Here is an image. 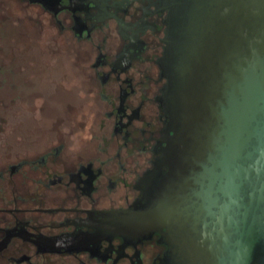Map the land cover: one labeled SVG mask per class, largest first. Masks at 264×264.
<instances>
[{
    "label": "water",
    "instance_id": "1",
    "mask_svg": "<svg viewBox=\"0 0 264 264\" xmlns=\"http://www.w3.org/2000/svg\"><path fill=\"white\" fill-rule=\"evenodd\" d=\"M18 4L94 40L105 102L74 169L0 171V264H264V0Z\"/></svg>",
    "mask_w": 264,
    "mask_h": 264
},
{
    "label": "flooded vegetation",
    "instance_id": "2",
    "mask_svg": "<svg viewBox=\"0 0 264 264\" xmlns=\"http://www.w3.org/2000/svg\"><path fill=\"white\" fill-rule=\"evenodd\" d=\"M0 14L4 21L13 22L16 17L14 24L26 30L27 41L18 52L20 60L6 66L0 63V90L14 85L1 76L7 69L19 74V89L0 98V171L22 159L51 152L52 145L66 138L69 148L57 159L56 169H74L77 151L81 150V158H88L90 132L97 129L105 102L99 100L98 82L91 80L92 67L79 65L94 63V40H84L79 48L72 30L59 31V25L52 23V13L42 11V5L19 8L18 0H0ZM64 19L68 26L74 21V17ZM42 46L53 60H34L32 51L41 52ZM58 51L66 60H58ZM59 64L63 69L61 82L49 72ZM32 68L37 73H31ZM27 172H31V165L13 173L14 181L22 183ZM0 226H5V219L0 220Z\"/></svg>",
    "mask_w": 264,
    "mask_h": 264
},
{
    "label": "rangeland",
    "instance_id": "3",
    "mask_svg": "<svg viewBox=\"0 0 264 264\" xmlns=\"http://www.w3.org/2000/svg\"><path fill=\"white\" fill-rule=\"evenodd\" d=\"M1 15V14H0ZM18 20L16 17L13 18V22L11 20H3L0 16V63L6 65H11L12 60H20V50H23V47L26 45L24 32L26 31L21 26H17L16 23ZM25 43V45H24ZM48 46L49 43L46 42ZM50 51V50H49ZM13 52H16L14 54ZM61 56L58 51V60H66L65 54ZM34 60H53L52 56L48 51L45 52V48L41 47V52L38 49H34L31 55ZM33 61V60H31ZM58 68L49 70L50 73L57 79L58 82H61L63 78V69L60 67V64L57 65ZM31 73H37V71L31 69ZM3 78H7L8 82L14 84L12 87L5 86L0 90V98H2L5 94L13 93V89H19V74L17 71L15 73H11L10 69H7L4 74L1 75ZM12 89V90H11Z\"/></svg>",
    "mask_w": 264,
    "mask_h": 264
}]
</instances>
